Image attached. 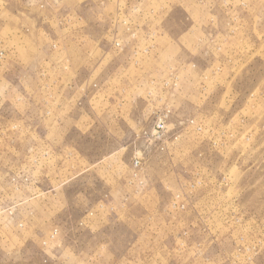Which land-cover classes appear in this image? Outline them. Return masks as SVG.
I'll return each instance as SVG.
<instances>
[{
  "label": "rangeland",
  "instance_id": "374dc122",
  "mask_svg": "<svg viewBox=\"0 0 264 264\" xmlns=\"http://www.w3.org/2000/svg\"><path fill=\"white\" fill-rule=\"evenodd\" d=\"M0 264H264V0H0Z\"/></svg>",
  "mask_w": 264,
  "mask_h": 264
},
{
  "label": "built area",
  "instance_id": "2783aa9c",
  "mask_svg": "<svg viewBox=\"0 0 264 264\" xmlns=\"http://www.w3.org/2000/svg\"><path fill=\"white\" fill-rule=\"evenodd\" d=\"M165 127H166L165 121H164V120H163V121H160V122L156 125V127H155V131H156L157 133L163 132L164 129H165ZM133 165H134L135 168H139V167L141 166V159H140V158H136V159L134 160V162H133ZM54 235H55V233H54Z\"/></svg>",
  "mask_w": 264,
  "mask_h": 264
}]
</instances>
